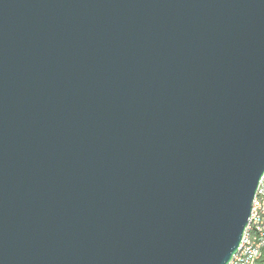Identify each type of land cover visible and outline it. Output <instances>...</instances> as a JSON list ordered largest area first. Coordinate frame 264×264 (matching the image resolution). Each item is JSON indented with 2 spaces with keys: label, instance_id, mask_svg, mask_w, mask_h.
<instances>
[{
  "label": "water",
  "instance_id": "1",
  "mask_svg": "<svg viewBox=\"0 0 264 264\" xmlns=\"http://www.w3.org/2000/svg\"><path fill=\"white\" fill-rule=\"evenodd\" d=\"M264 174V0H0V264H227Z\"/></svg>",
  "mask_w": 264,
  "mask_h": 264
},
{
  "label": "built area",
  "instance_id": "2",
  "mask_svg": "<svg viewBox=\"0 0 264 264\" xmlns=\"http://www.w3.org/2000/svg\"><path fill=\"white\" fill-rule=\"evenodd\" d=\"M264 250V174L252 199L240 245L227 264H256Z\"/></svg>",
  "mask_w": 264,
  "mask_h": 264
},
{
  "label": "trees",
  "instance_id": "3",
  "mask_svg": "<svg viewBox=\"0 0 264 264\" xmlns=\"http://www.w3.org/2000/svg\"><path fill=\"white\" fill-rule=\"evenodd\" d=\"M256 264H264V250H263L261 258L257 261Z\"/></svg>",
  "mask_w": 264,
  "mask_h": 264
}]
</instances>
